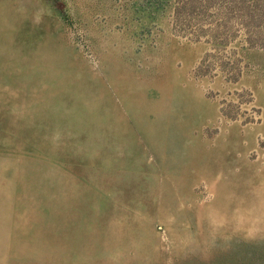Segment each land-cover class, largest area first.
I'll return each mask as SVG.
<instances>
[{"label": "rangeland", "instance_id": "1", "mask_svg": "<svg viewBox=\"0 0 264 264\" xmlns=\"http://www.w3.org/2000/svg\"><path fill=\"white\" fill-rule=\"evenodd\" d=\"M0 264H264V0H0Z\"/></svg>", "mask_w": 264, "mask_h": 264}]
</instances>
